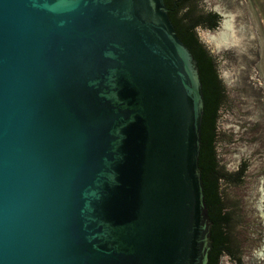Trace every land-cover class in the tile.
<instances>
[{
	"label": "water",
	"instance_id": "obj_1",
	"mask_svg": "<svg viewBox=\"0 0 264 264\" xmlns=\"http://www.w3.org/2000/svg\"><path fill=\"white\" fill-rule=\"evenodd\" d=\"M161 11L0 0V264H209L202 83Z\"/></svg>",
	"mask_w": 264,
	"mask_h": 264
},
{
	"label": "rangeland",
	"instance_id": "obj_2",
	"mask_svg": "<svg viewBox=\"0 0 264 264\" xmlns=\"http://www.w3.org/2000/svg\"><path fill=\"white\" fill-rule=\"evenodd\" d=\"M206 1L222 16L221 24L197 33L217 60L218 72L231 95V103L222 111L219 123L232 136L221 146L219 160L227 169L248 162L243 183L227 187L249 215L245 221L236 217L232 237L239 243L240 239H247L250 230L260 229V241L249 243L241 264H264L260 260L264 258V0ZM226 21L228 30L223 29ZM242 124L255 129L245 131ZM220 264L232 262L224 256Z\"/></svg>",
	"mask_w": 264,
	"mask_h": 264
},
{
	"label": "trees",
	"instance_id": "obj_3",
	"mask_svg": "<svg viewBox=\"0 0 264 264\" xmlns=\"http://www.w3.org/2000/svg\"><path fill=\"white\" fill-rule=\"evenodd\" d=\"M164 3L168 11L166 14L161 11L162 15L172 23L178 39L191 51L199 69L204 97L199 167L212 222L209 264H220L222 257L232 254L233 246L237 245L231 233L235 217H243L238 214L242 208L227 203V187L241 185L245 177L240 169L223 170L219 161V119L230 105L231 95L218 73L217 60L197 33L199 28L215 29L217 15L201 9L200 0H164ZM208 21L212 23L207 24Z\"/></svg>",
	"mask_w": 264,
	"mask_h": 264
},
{
	"label": "flooded vegetation",
	"instance_id": "obj_4",
	"mask_svg": "<svg viewBox=\"0 0 264 264\" xmlns=\"http://www.w3.org/2000/svg\"><path fill=\"white\" fill-rule=\"evenodd\" d=\"M213 12V11H212ZM214 14L217 15V17L214 19V23H215V28H217L218 26H220L221 24V20H222V16L217 13V12H213ZM207 24H211L209 21L206 22ZM241 127H245V131H254L255 127L254 126H250L248 124H245V125H241ZM256 138V137H255ZM245 140H247V138H245ZM246 161L242 162L236 169V171H238L239 169L240 170H243V175L245 177L246 175V170H247V167H246ZM245 179V178H244ZM242 212V216L243 217H239L240 220L242 221H245L247 218H248V213L242 208L241 210ZM249 224V223H247ZM239 226H240V223H239ZM255 228H258V226H256ZM253 230H250L249 232L251 233ZM254 234L251 236L250 233H248L247 236V239L246 240H243V239H240L239 241V245H236V246H233V252L232 254L230 255H226V257H228V259L232 262V264H240L242 261H243V254L246 252V248L250 245L249 243H252L254 244L256 241L259 242L260 239H261V230L260 229H255L254 231ZM259 240V241H258ZM256 242V243H257ZM259 257H262V255H259ZM260 260H264V258H260Z\"/></svg>",
	"mask_w": 264,
	"mask_h": 264
}]
</instances>
